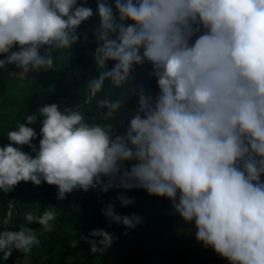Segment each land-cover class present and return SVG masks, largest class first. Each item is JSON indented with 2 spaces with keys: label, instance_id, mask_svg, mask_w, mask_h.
Returning a JSON list of instances; mask_svg holds the SVG:
<instances>
[{
  "label": "clouds",
  "instance_id": "obj_1",
  "mask_svg": "<svg viewBox=\"0 0 264 264\" xmlns=\"http://www.w3.org/2000/svg\"><path fill=\"white\" fill-rule=\"evenodd\" d=\"M94 16L89 89L121 88L150 65L158 91L130 89L138 110L119 132L57 103L27 114L0 146V192L47 183L63 201L115 189L114 201L128 207L135 200L126 193L142 189L169 200L196 240L229 264H264V0H96L95 11L88 0H0V69L53 70L54 53L72 49ZM100 104L106 120L127 107L123 98ZM57 212L28 211V226L0 230L4 258L39 246L40 229L29 225L47 230ZM102 214L126 229L142 222L117 213L115 202ZM80 239L97 253L115 237L93 229Z\"/></svg>",
  "mask_w": 264,
  "mask_h": 264
},
{
  "label": "trees",
  "instance_id": "obj_2",
  "mask_svg": "<svg viewBox=\"0 0 264 264\" xmlns=\"http://www.w3.org/2000/svg\"><path fill=\"white\" fill-rule=\"evenodd\" d=\"M88 6L95 11L96 0H88ZM97 24L98 17L94 16L81 26V39L72 49L54 53L57 65L53 70L26 73L20 79L10 76L17 69L15 65L0 69V146L9 143L7 133L15 130L18 123L24 122L27 114L51 103H57L61 109H78L89 122L111 124L113 131H123L128 117L138 110V97L134 92L131 94L130 89L142 85L149 94L158 91L156 81L150 75V65L137 66L127 85L121 88L105 82L99 91L89 89L87 81L97 72L93 59L96 47L93 29ZM119 98L126 101V109L106 120L104 113L107 109L101 106L100 101ZM34 127L39 132V122ZM34 143L38 145L39 140ZM24 150L31 151L27 146ZM15 188L18 197L5 225L8 230L18 231L22 225L28 226L25 213L34 211L39 214L49 205H55L58 209L57 218L47 230L36 224L29 225L33 229H40V245L33 247L29 253L14 250L7 259L0 252V264H74V258L81 259H78V264H110L115 244L120 245L122 252L119 264H185L187 259L193 264L209 254L189 248L190 253L182 258L177 247L159 244L160 238L173 232L177 214L169 200L149 196L142 189L127 192L135 203L121 207L118 201H114L118 194L115 189L108 193L77 190L60 201L57 199V187L47 183L35 186L31 182H21ZM15 188L9 193L0 192V230L7 208L15 196ZM113 202L116 203L117 213L137 215L142 222L134 229L110 225L102 209ZM93 229H104L113 234L115 239L112 246L92 253L89 244L80 238L88 236Z\"/></svg>",
  "mask_w": 264,
  "mask_h": 264
},
{
  "label": "rangeland",
  "instance_id": "obj_3",
  "mask_svg": "<svg viewBox=\"0 0 264 264\" xmlns=\"http://www.w3.org/2000/svg\"><path fill=\"white\" fill-rule=\"evenodd\" d=\"M26 73H21L20 70L15 69L10 73V76H15L17 78H24ZM158 243L167 247L174 246L177 247V250L182 258L188 255L189 248L192 251L202 250L205 254L209 253L203 260H197V262L193 264H229L226 259L218 256L211 248L206 249L202 244H200L195 238V227L194 225L186 224L181 217L177 214V221L174 227L173 232H171L165 238H160ZM122 256V252L120 250V245L115 244L112 250V259L110 264H119V259ZM80 258H74L73 263L78 264ZM185 264H190L188 261Z\"/></svg>",
  "mask_w": 264,
  "mask_h": 264
},
{
  "label": "water",
  "instance_id": "obj_4",
  "mask_svg": "<svg viewBox=\"0 0 264 264\" xmlns=\"http://www.w3.org/2000/svg\"><path fill=\"white\" fill-rule=\"evenodd\" d=\"M17 197H18V196H17V189L15 188V196H14L13 200L10 202V204H9V206H8V208H7V211H6V213H5V219H4V220H7V222L9 221V217H10V209H11V207L14 205V203H15ZM4 228H5V224L3 225L2 229H4ZM2 229H1V230H2Z\"/></svg>",
  "mask_w": 264,
  "mask_h": 264
}]
</instances>
